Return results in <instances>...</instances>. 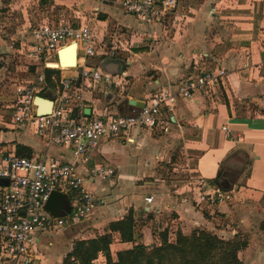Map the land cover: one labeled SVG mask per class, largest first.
Masks as SVG:
<instances>
[{"label": "crops", "instance_id": "obj_1", "mask_svg": "<svg viewBox=\"0 0 264 264\" xmlns=\"http://www.w3.org/2000/svg\"><path fill=\"white\" fill-rule=\"evenodd\" d=\"M120 1L0 0V8L17 15L1 23L5 36H0V155L14 152L36 160L76 163L95 198L83 222L37 233L27 255L13 261L0 253V264H64L76 240L111 232L110 223L130 210L136 222L134 240L122 241L120 233L113 232L114 259L118 251L139 242L159 244V232L165 229L171 241L179 231L188 235L202 229L224 239L248 235L240 259L243 264H264V0H177L161 23L151 24L127 13ZM61 22L91 25L97 54L85 58L76 46L74 66L62 69L56 66L57 53L71 46L64 44L32 62L26 55L33 41L29 29ZM23 31L27 35L17 40ZM84 66L111 79L90 78L82 86L78 73ZM220 69L226 70L225 77L195 90L194 100L179 98L173 110L163 108L167 130L135 126L122 135L104 137L83 157H75L73 146L52 144L33 127L20 130L13 122L15 85L34 81L41 72L46 84L36 97L54 99L62 88L61 78L74 76L84 114L105 119L124 115L127 99L148 103L157 92H176L192 77ZM78 113L74 108L73 114ZM170 163L177 166L174 170L181 169L179 176H173L172 169L173 177H168L164 166ZM97 164L114 168L115 174L106 180L89 176L88 169ZM224 165L239 170L229 190L232 199L201 201L206 188H197L194 181L202 178L206 191L217 190L215 179ZM7 183L0 179V186ZM67 194L73 207L79 194ZM95 261L106 264L103 254Z\"/></svg>", "mask_w": 264, "mask_h": 264}, {"label": "built area", "instance_id": "obj_2", "mask_svg": "<svg viewBox=\"0 0 264 264\" xmlns=\"http://www.w3.org/2000/svg\"><path fill=\"white\" fill-rule=\"evenodd\" d=\"M120 5L130 14L141 18L145 23H161L164 15L177 5V0H121ZM26 32L20 33L17 40H22ZM33 41L27 49V57L38 62L43 55L58 51L64 44L77 42L84 57L97 54L96 35L91 25L74 26L69 22L57 25L41 24L29 29ZM16 41H12L14 46ZM59 67V66H58ZM226 70L204 72L192 77L187 84L177 87L176 92L160 91L155 93L141 111L133 116L112 115L107 118L87 117L83 112V97L76 89L74 76L61 78L62 88L53 99V108L46 114H36L34 99L39 88L46 84V75L41 72L34 81L20 82L15 85L13 122L24 130L33 127L36 134L46 137L52 144L73 146L76 158L83 157L95 150L104 137L122 135L135 126L156 130L163 125V108L173 110L179 98L194 100L198 88L216 84L225 77ZM85 80H100L110 75H103L99 69L84 66L78 73ZM79 109L77 115L73 109ZM228 130L227 127H223ZM241 139V138H240ZM88 175L106 180L115 174L112 167L97 164L89 168ZM85 174L76 163H64L55 159L36 160L14 152L0 155V179H5L6 186H0V253L7 259L18 261L31 250L39 232L54 231L68 223H81L95 206V198L85 186ZM192 181V180H191ZM197 188L208 185L204 179H196ZM203 190L200 200L209 203L227 202L232 199L231 191L217 189ZM53 190L63 192L76 191L79 200L67 213L68 219L52 215L46 208V201ZM153 197H146L148 203Z\"/></svg>", "mask_w": 264, "mask_h": 264}, {"label": "trees", "instance_id": "obj_3", "mask_svg": "<svg viewBox=\"0 0 264 264\" xmlns=\"http://www.w3.org/2000/svg\"><path fill=\"white\" fill-rule=\"evenodd\" d=\"M218 180L219 177L215 179ZM135 226L134 214L130 210L123 219L110 223L111 232L76 240L71 252L65 256L64 264H94L100 254L105 256L106 264H243L239 252L248 245L243 234L224 239L202 229L188 235L179 231L171 241L165 229L159 232V244L139 242L132 248L118 251L114 259L110 249L112 233L119 232L122 241L130 242L134 240Z\"/></svg>", "mask_w": 264, "mask_h": 264}, {"label": "water", "instance_id": "obj_4", "mask_svg": "<svg viewBox=\"0 0 264 264\" xmlns=\"http://www.w3.org/2000/svg\"><path fill=\"white\" fill-rule=\"evenodd\" d=\"M73 44H76L78 48L77 42ZM77 54L78 53L76 49L74 56L75 62L77 60V56H78ZM57 55H58V62L56 65L57 67L59 66L62 69H68L73 67V66L63 67L62 66L63 59L61 57V51H58ZM126 102L128 103V111L124 113V115H128V116H133L138 114L145 105V102L137 101L135 99H127L124 101V103ZM52 108H53V97L50 98H44L42 96L35 97L34 110L36 114L49 113L51 112ZM238 172H239L238 169L224 165L222 172L217 176L219 177V180L220 178H224V179H222L221 181L218 180L216 182L217 186L224 191L232 190L234 188V184L236 183V176ZM46 208L54 216H59V217L66 216L67 213L70 212L71 210V202L69 200L68 194L63 191L53 190L46 201Z\"/></svg>", "mask_w": 264, "mask_h": 264}, {"label": "rangeland", "instance_id": "obj_5", "mask_svg": "<svg viewBox=\"0 0 264 264\" xmlns=\"http://www.w3.org/2000/svg\"><path fill=\"white\" fill-rule=\"evenodd\" d=\"M35 5V4H34ZM14 16L16 17L17 15H16V13L14 12H11L10 11V9L9 8H6V7H3V8H0V25L2 26H0V36H5V33L4 34H1V31H4L5 30V28H3V24H1V23H4V22H6L7 23V21H10L12 18H14ZM166 167V169H165V171L168 173V177H173V176H179V172L180 171H178L180 168H178V170L176 171V170H174L173 169V167L175 168V167H177V166H175V165H172L171 163L170 164H166L165 166H164V168ZM173 169V171H174V175L172 176V174L170 173L171 172V170ZM169 170V171H168ZM181 170V169H180ZM165 173V172H164ZM181 178L182 179H184L185 178V176L184 175H182L181 176ZM65 218H67L68 219V216L66 215L65 216ZM243 235H245L247 238H248V235H246V234H244L243 233ZM241 258L243 259L244 258V254H242L241 255ZM100 262L99 261H94V264H99Z\"/></svg>", "mask_w": 264, "mask_h": 264}, {"label": "bare ground", "instance_id": "obj_6", "mask_svg": "<svg viewBox=\"0 0 264 264\" xmlns=\"http://www.w3.org/2000/svg\"><path fill=\"white\" fill-rule=\"evenodd\" d=\"M73 45H71V46H73ZM71 46H68L69 49L68 48L64 49V50H66L65 52H63V50L61 51V57H62V52H63L62 59H63V66L64 67L74 66L73 62H74V51L76 50V44L73 47H71ZM72 58H73V61H72ZM65 60H68V61H65Z\"/></svg>", "mask_w": 264, "mask_h": 264}]
</instances>
